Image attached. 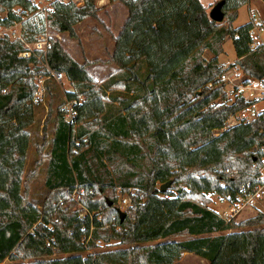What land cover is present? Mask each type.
Returning <instances> with one entry per match:
<instances>
[{
	"label": "trees",
	"instance_id": "16d2710c",
	"mask_svg": "<svg viewBox=\"0 0 264 264\" xmlns=\"http://www.w3.org/2000/svg\"><path fill=\"white\" fill-rule=\"evenodd\" d=\"M109 1L122 3L128 15L108 60L118 71L101 83L57 38L50 39L42 71L35 52L21 55L48 28L77 38L78 23L98 18L96 0H54L47 14L23 22V39L0 37V264L19 257L35 258L32 264H175L186 252L209 264H264V213L227 223L208 197L234 200L256 182L263 156L264 113L226 127L249 104L229 97L219 63L230 38L235 64L264 78V46L252 49L248 25L234 26L248 0H225L222 22L201 0ZM28 9L38 10L30 0H0V25L21 21ZM52 71L75 86L66 99L77 101L76 114L69 121L64 102L50 107L49 117L56 112L46 174L51 192L39 209L25 196L24 176L37 122L34 79ZM168 181L161 191L158 184ZM76 184L97 211L93 230L68 199ZM131 187L133 203L121 221L118 191ZM246 226L254 228L223 233ZM112 240L128 247L97 249Z\"/></svg>",
	"mask_w": 264,
	"mask_h": 264
},
{
	"label": "rangeland",
	"instance_id": "374dc122",
	"mask_svg": "<svg viewBox=\"0 0 264 264\" xmlns=\"http://www.w3.org/2000/svg\"><path fill=\"white\" fill-rule=\"evenodd\" d=\"M37 6L35 12H31L30 9L25 12L23 19L16 22L10 27H6V35L11 40L23 39L22 30L23 22L30 19L35 15V13H44L47 14L52 8V3L54 0H32ZM70 1V0H62ZM78 4H82L83 0H72ZM219 0H201V2L208 8V11ZM99 9L98 18H87L78 23L75 26L77 33V38H71L67 32H57L52 28L47 29V33L44 35L48 39V48L50 46V39L52 37L57 38L64 49L79 63L87 62L89 63L88 70L97 83L103 82L108 77L114 75L118 71V66L116 64L108 62L111 53L114 50V36L118 30V25L125 20L126 16V7L120 2H110L109 0H96ZM21 13L19 7H15V11ZM248 10L249 5H244L239 9L238 18L234 22V26L238 27L244 25L248 20ZM6 12L2 13V16H5ZM41 36V35H40ZM39 37V36H38ZM37 37V39H38ZM37 39L35 41H37ZM26 43L30 45L32 52H35L37 59L41 63L42 68H48L47 63L44 61V51L36 49L33 43ZM204 55L206 58H210L211 54L209 51H205ZM220 65L228 64L230 62H235L237 60V55L230 38H227L224 42V51L219 58ZM51 72L50 76H42L38 74L35 76V85L37 86L36 93L32 100V105L37 115V122L31 126V143L28 151L25 176H24V193L28 200L33 202L39 209L43 208V204L47 197L50 194V190L46 186V174H47V161H48V143L50 138L53 135L55 126H54V115L55 111L50 115L51 105L55 108L60 105L62 102L63 108L66 110V105L69 107L70 101L66 98L67 91H75L76 88L68 80L67 76H64L63 79H58L54 73ZM230 98L234 99V96L228 94ZM51 103V104H50ZM71 106V104H70ZM264 107V102L258 104V108ZM50 118V120H48ZM67 118V112H66ZM49 121V122H48ZM229 122H234V118L229 120ZM219 132V131H218ZM161 184H158L160 187ZM68 194V191H66ZM110 192H107L105 195L110 196ZM125 193H122L121 197L125 196ZM209 199L211 200L210 207L213 211L218 214H222L225 210L230 208V202L228 197H222L219 194H209ZM120 196L118 195V200ZM68 199L70 196L68 194ZM72 201V200H71ZM130 209V208H129ZM129 209L123 210L129 212ZM127 212V213H128ZM259 212H263L261 207L257 209L248 208L245 209L239 216L233 219L231 222L238 223L246 218L255 216ZM264 228V224L262 226ZM254 227H235L229 230L224 231L223 233H238L244 230H250ZM218 233H215V235ZM186 237H176L177 240L185 239ZM109 247L97 248L98 250H110L128 247L127 244H118V241L112 240L109 242ZM95 249L88 250L83 252L85 255L88 252L94 251ZM21 256V254H20ZM35 258H24L19 257L17 259H6L1 264H32L35 262ZM175 264H209V261L201 256H198L194 253H183L182 257Z\"/></svg>",
	"mask_w": 264,
	"mask_h": 264
},
{
	"label": "built area",
	"instance_id": "2783aa9c",
	"mask_svg": "<svg viewBox=\"0 0 264 264\" xmlns=\"http://www.w3.org/2000/svg\"><path fill=\"white\" fill-rule=\"evenodd\" d=\"M35 4L32 0H30ZM245 5H249L248 20L245 24L249 27V34L251 36L250 47L256 49L259 46H264V0H248ZM17 12H19L17 10ZM6 35V27L0 25V37ZM36 49L43 50L44 53L48 50V39L46 36L41 35L37 41L33 43ZM30 45L27 44V50L22 52L21 55L29 57L32 54ZM224 74L222 79L225 82V90L228 94L234 97L243 98L248 102V107L242 111H239L236 115L232 116L229 120L234 118V122L227 123L226 127L236 125L240 122L250 123L256 116L264 113V107L258 108V104L264 102V78H256L244 73L235 62H230L223 65ZM54 75L58 79H63L66 76L64 73L54 71ZM69 107L66 105L67 119L71 121L76 114L74 104L77 101H70ZM71 104V106H70ZM218 134V133H217ZM262 160L257 171V180L255 183L249 182L243 185L234 200L230 202V208L225 210L219 217L224 219L227 223H231L234 218L239 216L245 209L252 208L257 209L259 207L264 211V146L262 148ZM70 199L75 203L76 207L74 211L81 219H89L91 230L94 226V218L97 211H92L85 203L84 197L87 194L86 188L76 184L74 187L67 189ZM134 189L131 187L125 193L126 195L121 197L122 193L119 190V209L127 210L133 203V197L131 193ZM63 202V201H61ZM99 220H102V216H98ZM90 238V237H89ZM88 238V239H89ZM87 239V241H88ZM86 241V242H87ZM55 242V238L51 237L48 244ZM102 248L109 247L110 243L98 242Z\"/></svg>",
	"mask_w": 264,
	"mask_h": 264
},
{
	"label": "water",
	"instance_id": "95a60500",
	"mask_svg": "<svg viewBox=\"0 0 264 264\" xmlns=\"http://www.w3.org/2000/svg\"><path fill=\"white\" fill-rule=\"evenodd\" d=\"M225 4V0H219L213 7L212 9L209 11V16L212 20L217 21V22H222L224 20L225 17V13L223 11V6ZM172 181H168L164 184L161 185L160 189L161 191H166L168 189V187L171 185ZM110 205H112V202L109 203ZM118 214L119 217L121 219V221H124L127 213L121 209L118 208Z\"/></svg>",
	"mask_w": 264,
	"mask_h": 264
},
{
	"label": "crops",
	"instance_id": "0c3cea01",
	"mask_svg": "<svg viewBox=\"0 0 264 264\" xmlns=\"http://www.w3.org/2000/svg\"><path fill=\"white\" fill-rule=\"evenodd\" d=\"M128 15V10H127V8H126V16ZM126 19V18H125ZM125 21V20H124ZM123 21V22H124ZM122 22L118 25V30H117V32H116V34H115V36L119 33V30H120V28H121V26H122ZM114 47H115V44H114ZM187 253V252H186Z\"/></svg>",
	"mask_w": 264,
	"mask_h": 264
}]
</instances>
